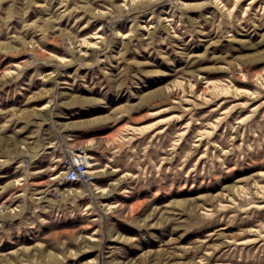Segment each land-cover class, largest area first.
I'll return each instance as SVG.
<instances>
[{
    "label": "rangeland",
    "instance_id": "obj_1",
    "mask_svg": "<svg viewBox=\"0 0 264 264\" xmlns=\"http://www.w3.org/2000/svg\"><path fill=\"white\" fill-rule=\"evenodd\" d=\"M0 264H264V0H0Z\"/></svg>",
    "mask_w": 264,
    "mask_h": 264
},
{
    "label": "bare ground",
    "instance_id": "obj_2",
    "mask_svg": "<svg viewBox=\"0 0 264 264\" xmlns=\"http://www.w3.org/2000/svg\"><path fill=\"white\" fill-rule=\"evenodd\" d=\"M9 74V73H8ZM167 89V88H166ZM168 90V89H167ZM171 90V89H170ZM74 154V153H73ZM76 159L75 161L73 162L72 166L74 167H78V166H83L84 168L83 169H80L78 171V174L81 175V176H91V178H93L96 174L97 171H92L91 168H92V165L89 164L86 160L88 159L87 155L85 153H78V155H76ZM77 174V175H78ZM78 175V176H79ZM70 182L72 181V179L69 180ZM102 191V190H100ZM99 191V192H100Z\"/></svg>",
    "mask_w": 264,
    "mask_h": 264
},
{
    "label": "built area",
    "instance_id": "obj_3",
    "mask_svg": "<svg viewBox=\"0 0 264 264\" xmlns=\"http://www.w3.org/2000/svg\"><path fill=\"white\" fill-rule=\"evenodd\" d=\"M82 152H80L81 154ZM76 155H78V153H75L74 156H71L70 159L68 160V162L64 161L65 163H70L73 164V162L75 161V159L77 158ZM79 168V169H78ZM84 167L83 166H78V167H74L71 165V172L70 174H65V177H67L68 175H77L78 171L80 169H83ZM78 176V175H77ZM82 178V177H81Z\"/></svg>",
    "mask_w": 264,
    "mask_h": 264
}]
</instances>
